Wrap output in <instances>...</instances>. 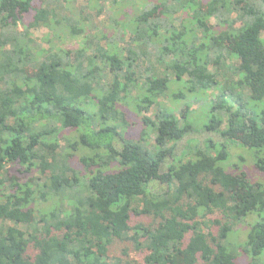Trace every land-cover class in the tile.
<instances>
[{
    "label": "trees",
    "instance_id": "1",
    "mask_svg": "<svg viewBox=\"0 0 264 264\" xmlns=\"http://www.w3.org/2000/svg\"><path fill=\"white\" fill-rule=\"evenodd\" d=\"M74 1L0 0V264H122L110 255L117 240L146 250L144 264H237L230 237L248 216L238 246L246 264H264V182L229 168L226 144L190 137L188 104L179 116L158 100L172 81L220 88L200 131L250 149L264 174V0H157L138 12L110 0L98 12L114 30L100 36ZM177 8L189 25L173 23ZM62 24L83 37L79 48L48 50L32 34ZM135 89L139 114L159 105L142 118L153 150L119 130L118 103Z\"/></svg>",
    "mask_w": 264,
    "mask_h": 264
},
{
    "label": "rangeland",
    "instance_id": "2",
    "mask_svg": "<svg viewBox=\"0 0 264 264\" xmlns=\"http://www.w3.org/2000/svg\"><path fill=\"white\" fill-rule=\"evenodd\" d=\"M72 1V0H70ZM156 2L157 0H128V8L130 11L133 8L134 12H138L142 7L143 4L146 2ZM105 3L107 6H111L110 0H75L73 4L78 6L80 12L82 11V16H86L87 20H83L82 25H88L91 29L97 33L99 36L102 33H106L108 31H113V27L110 23V15L106 7L102 12H98L101 9L102 4ZM171 5L172 0L168 1ZM72 4V3H70ZM202 7L206 8V5H202ZM129 11V12H130ZM81 16V17H82ZM184 20L185 24L189 25V18L183 12V9L177 8L176 12L172 16V21L176 25L177 28H181V22ZM215 22V18L211 17V24ZM210 25V24H209ZM32 34L42 45L50 50L51 47H55L57 49H77L82 45L83 37L73 36L70 32V29L67 28L65 25H60L57 29H50L47 26H40L38 28L32 29ZM229 64L236 63L234 58L227 60ZM145 64V63H143ZM146 65V64H145ZM226 70L229 72L227 67L222 68L220 71ZM226 74L223 72L221 79ZM232 82L229 84L232 87ZM141 85V81L139 83ZM185 83L183 81H172L170 84V88L167 92L160 96L159 103L161 105H167L168 107L174 106L175 111L179 116H181V112L186 110V105L188 104L190 107V121L193 122V126L195 128V132L190 135L193 136L195 140H197L200 145L205 146V138L210 137L213 141L217 142L218 145L226 144L229 150V162L228 167L233 170H246L250 176L254 180H260L264 182V174L260 171V168L255 163V156L253 152L248 149L247 147L241 145L239 142L229 139L225 135H219L214 133H206L205 131H200L203 129V124L208 122V116L210 114V106L212 104V98L219 93L220 88H213L206 91L198 92V93H190L185 88ZM183 91L186 95L182 98H177L176 94L180 91ZM143 91L142 87L140 88V92ZM138 89H135L130 95L129 99L125 102L121 101L118 103V108L123 111L124 120H126L128 126H125L119 130L123 133V135H127L133 137L136 141L140 142L145 147L150 149H154L155 141L154 136L155 132L151 129H147V135L145 139L141 138V131L146 128V124L143 121V115L149 116L151 119H156V110L158 109L159 105L155 104L152 105L149 110L143 111V114H139L135 108V99L138 95ZM250 100L249 97V90L246 88L244 90V94L241 97V101H237L235 103V109L241 105V103L245 104L248 103ZM223 127H226L223 126ZM199 130V131H198ZM69 136L75 138L78 136L77 131H73L69 133ZM189 140L188 137L182 139L178 144L175 150V153L180 155L186 144H188ZM194 142V141H193ZM117 145H120L122 142L119 139ZM61 144H64V140L61 141ZM190 152V151H189ZM86 153H92L89 150H82L76 151L75 156L73 158V164L77 168H81L80 159ZM190 154V153H189ZM187 154V156L189 155ZM166 169V166H164ZM151 189L153 191H162L166 189V184L159 183V182H152ZM51 203L42 202L39 204L41 208H49ZM213 216V215H210ZM134 222H144L148 224L151 221H156L150 215H133ZM247 222L253 221L252 216H248ZM247 222L242 224L236 231L232 232V236L230 237V242L232 243V247L234 252L237 254L236 263L237 264H246L249 260V257L244 256L241 252V247L238 244L245 239V234L248 229ZM191 234H188L187 241L189 240ZM186 241V242H187ZM146 250H137L134 248L131 242L117 240L110 249V255L112 258H121L122 264H144V257L146 255Z\"/></svg>",
    "mask_w": 264,
    "mask_h": 264
}]
</instances>
